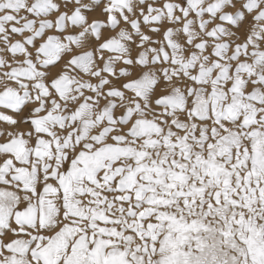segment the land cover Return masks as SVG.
I'll return each mask as SVG.
<instances>
[{
  "label": "snow or ice",
  "instance_id": "obj_1",
  "mask_svg": "<svg viewBox=\"0 0 264 264\" xmlns=\"http://www.w3.org/2000/svg\"><path fill=\"white\" fill-rule=\"evenodd\" d=\"M0 264H264V0H0Z\"/></svg>",
  "mask_w": 264,
  "mask_h": 264
}]
</instances>
